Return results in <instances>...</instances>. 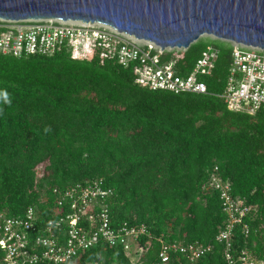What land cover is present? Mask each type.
I'll use <instances>...</instances> for the list:
<instances>
[{"label":"trees","instance_id":"16d2710c","mask_svg":"<svg viewBox=\"0 0 264 264\" xmlns=\"http://www.w3.org/2000/svg\"><path fill=\"white\" fill-rule=\"evenodd\" d=\"M207 45L217 48L215 68L203 77L207 93H172L135 83V66L95 50L85 59L64 47L52 54H0V212L24 216L33 207L50 216L59 192L102 179L110 225H145L140 255L121 246L96 245L74 264H151L160 243L201 242L211 250L189 261L228 264L215 240L226 215L211 186L214 173L250 207L232 234V257L264 264V108L233 111L216 96L225 84L231 44L198 38L178 51L177 71L188 73ZM174 52L164 51L163 62ZM216 168V169H215ZM0 249V264H4ZM36 264H52L48 261Z\"/></svg>","mask_w":264,"mask_h":264},{"label":"built area","instance_id":"2783aa9c","mask_svg":"<svg viewBox=\"0 0 264 264\" xmlns=\"http://www.w3.org/2000/svg\"><path fill=\"white\" fill-rule=\"evenodd\" d=\"M231 44V62L226 84L220 97L226 108L233 111L254 113L264 108V48ZM65 48L71 56L85 59L95 50L101 57L114 55L122 66L135 63V83L151 90L172 93H207L203 80L211 76L215 68L217 48L207 45L186 74L177 71L178 51L161 49L154 42L138 39L120 32L114 27L82 20L28 19L8 20L0 18V54L13 57L52 54ZM184 50L183 48H181ZM164 51H173L169 61L163 62ZM216 169V168H215ZM211 186L218 193L220 206L226 215L222 229L215 240L223 244V256L228 264H235L232 257V234L242 225L245 235L248 225L243 219L250 207L240 197L233 196L230 185L216 174L211 175ZM111 188L102 179L77 183L60 193L50 216L41 217L35 208L29 207L24 216H5L0 212V249L4 264H36L48 261L52 264H74L76 256L96 245L121 246L135 257L144 246L140 238H151L145 225H110L108 198ZM160 249L151 264H165L172 255H184L194 261L211 250V245L201 242L182 243L157 238ZM242 264H261L248 260L242 251Z\"/></svg>","mask_w":264,"mask_h":264},{"label":"water","instance_id":"95a60500","mask_svg":"<svg viewBox=\"0 0 264 264\" xmlns=\"http://www.w3.org/2000/svg\"><path fill=\"white\" fill-rule=\"evenodd\" d=\"M0 18L101 22L161 49L204 34L264 48V0H0Z\"/></svg>","mask_w":264,"mask_h":264},{"label":"rangeland","instance_id":"374dc122","mask_svg":"<svg viewBox=\"0 0 264 264\" xmlns=\"http://www.w3.org/2000/svg\"><path fill=\"white\" fill-rule=\"evenodd\" d=\"M199 38L210 40V39H214L215 37H213L211 35L204 34V35L200 36ZM174 50H182V49L181 48H174Z\"/></svg>","mask_w":264,"mask_h":264}]
</instances>
